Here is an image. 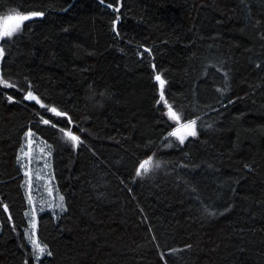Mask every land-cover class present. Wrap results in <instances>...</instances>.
<instances>
[{
    "label": "trees",
    "instance_id": "obj_1",
    "mask_svg": "<svg viewBox=\"0 0 264 264\" xmlns=\"http://www.w3.org/2000/svg\"><path fill=\"white\" fill-rule=\"evenodd\" d=\"M10 12L43 16L0 42V264H36L29 130L67 205L40 216V264H264V0H0Z\"/></svg>",
    "mask_w": 264,
    "mask_h": 264
},
{
    "label": "rangeland",
    "instance_id": "obj_2",
    "mask_svg": "<svg viewBox=\"0 0 264 264\" xmlns=\"http://www.w3.org/2000/svg\"><path fill=\"white\" fill-rule=\"evenodd\" d=\"M14 13L16 12H10L2 16L0 19V26L3 25V22L9 15H13ZM5 38L8 37L0 38V42ZM0 57H2V53H0ZM29 132L33 134L32 137L26 135ZM27 133L25 134L24 143L18 156L19 165L25 175L24 191L28 200V210L26 212L28 227L25 232L28 243L33 249L36 264H40V260L43 257L48 256L47 252H50L48 246L45 245L39 237L40 216L42 213L51 212L57 219H59V217L66 211L67 205L65 197L57 187L53 167V149L51 144L33 130H29ZM188 137L190 136H187L186 138ZM60 196L63 197L62 202L59 199ZM61 203L63 207H57V205ZM33 219L35 220L36 226L34 235L31 238L34 239L36 244L40 247L46 246L44 254H39L35 245H33L29 239L31 221ZM37 255H39V259H37Z\"/></svg>",
    "mask_w": 264,
    "mask_h": 264
},
{
    "label": "snow or ice",
    "instance_id": "obj_3",
    "mask_svg": "<svg viewBox=\"0 0 264 264\" xmlns=\"http://www.w3.org/2000/svg\"><path fill=\"white\" fill-rule=\"evenodd\" d=\"M103 2V0H102ZM109 7H112L111 4L108 5ZM115 11H119V8H116ZM42 15L41 12H31L28 15H24L22 13L16 12L13 15H9L5 21L3 22V25L0 26V38L3 37H11L12 35H14L16 32H18L22 26L24 21L34 17V16H39ZM2 49H0V53H2ZM155 79L159 82L160 87H161V100H164V93H163V87H164V83L165 81L161 79V76L158 74L156 75ZM0 83H4L6 86H11V85H7L6 82L0 80ZM25 99H29V100H36L39 103V100L37 99V97L31 92L29 91L25 97ZM9 100H11V97H9ZM51 112L55 113L57 116H63L66 115L65 113L59 112L57 111L56 108H51L50 109ZM168 115L170 116L171 119H173L174 121H176L177 123H179L180 121V116L172 110V107L169 105L168 106ZM44 124H49L50 121L49 120H44L43 121ZM195 124L196 121L195 120H191V121H187L186 123H183L182 125H180L179 128L176 129V131H173L171 133H169V135L171 136H175L177 137V139L180 140L181 143L184 142V139H186L187 136H195L196 135V130H195ZM53 127H55V125H53ZM181 129H183V134L181 133ZM62 132H64V136L66 137V139L70 142H72L74 145L78 144L80 142V137L76 134H73L71 130L68 131H64V129H61ZM28 137H32V133L29 132L26 134ZM148 162L146 161L144 164L140 165V169H143L144 171H147L145 165ZM142 172L140 170H137L136 175L139 176L141 175ZM27 175V173H26ZM31 199V198H30ZM60 201H63V197L60 196L59 197ZM57 207L62 208L63 205L58 204ZM7 210V209H5ZM35 220L33 219L31 221V229L29 232V239L30 242L35 245L37 252L39 254H44L45 253V247H40L38 244H36V241L34 239H32L31 237L34 235V230H35ZM47 255H51V252H47ZM37 259H39V255H37Z\"/></svg>",
    "mask_w": 264,
    "mask_h": 264
},
{
    "label": "water",
    "instance_id": "obj_4",
    "mask_svg": "<svg viewBox=\"0 0 264 264\" xmlns=\"http://www.w3.org/2000/svg\"><path fill=\"white\" fill-rule=\"evenodd\" d=\"M39 16H43V15H39ZM161 76V75H160ZM161 79L163 80V78L161 77ZM160 85V84H159ZM163 90H164V87H163ZM160 92H161V87H160ZM167 107L170 105V104H166ZM172 110L174 111V109L172 108Z\"/></svg>",
    "mask_w": 264,
    "mask_h": 264
}]
</instances>
